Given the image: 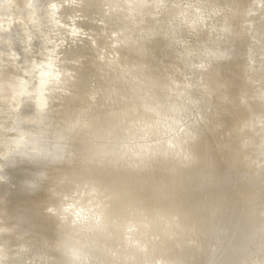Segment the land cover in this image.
I'll return each mask as SVG.
<instances>
[{
	"label": "clouds",
	"instance_id": "clouds-1",
	"mask_svg": "<svg viewBox=\"0 0 264 264\" xmlns=\"http://www.w3.org/2000/svg\"><path fill=\"white\" fill-rule=\"evenodd\" d=\"M0 264H264V0H0Z\"/></svg>",
	"mask_w": 264,
	"mask_h": 264
}]
</instances>
